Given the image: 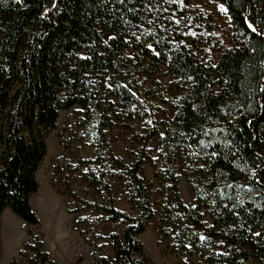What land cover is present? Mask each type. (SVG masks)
<instances>
[{
	"label": "trees",
	"instance_id": "trees-1",
	"mask_svg": "<svg viewBox=\"0 0 264 264\" xmlns=\"http://www.w3.org/2000/svg\"><path fill=\"white\" fill-rule=\"evenodd\" d=\"M215 1L227 8L233 45L218 47L219 56L212 54L206 65L183 36L165 31L177 17L196 23L202 38L213 32L207 16L190 0H0V223L9 209L29 224H40L31 197L39 190L37 172L48 152L47 136L57 128L62 110L80 105L93 115L92 72L110 71L109 94L117 97L122 113L144 119L146 107L134 92L138 77L144 64L154 69L164 64L170 86L163 90L156 83L147 92L150 100L176 111L163 125V135L150 134L159 135L162 145L153 164L162 202V243H168L170 254L186 256L182 264H193V257L209 264H264V0ZM104 31L113 34L109 44ZM82 50L85 56L77 54ZM113 108L110 102L102 124L94 127L101 170L99 175L91 170L88 177V186L104 201L82 202L77 196L78 206L69 212L92 209L114 223L122 220L123 235H109L115 264H154L139 238L154 217L141 176L145 154L130 166L106 157L103 127ZM177 150L188 153L185 178L196 196L194 206L185 205L179 194L173 169ZM108 159L123 170V179L127 174L129 202L137 216L115 207L104 170ZM62 161L54 178L59 175L71 194L68 164ZM52 185L57 187L54 181ZM81 222L78 231L85 243L102 251L101 236L81 231ZM28 235L19 257L32 254L31 264H55L38 235L30 229ZM82 262L79 258L77 264ZM10 264L25 263L13 259ZM95 264L110 262L95 258Z\"/></svg>",
	"mask_w": 264,
	"mask_h": 264
},
{
	"label": "rangeland",
	"instance_id": "rangeland-1",
	"mask_svg": "<svg viewBox=\"0 0 264 264\" xmlns=\"http://www.w3.org/2000/svg\"><path fill=\"white\" fill-rule=\"evenodd\" d=\"M176 1L183 2V0ZM190 1L197 12L207 16L214 33L209 31L202 38V35L196 29V23L190 20L178 19L177 17L172 18L165 31L174 32L176 36H183L184 41L193 48L201 61L207 65L211 60L212 54L219 56L220 52H216L218 47L223 50L233 45L231 19L228 11L221 10L220 5L227 9L223 3L215 0ZM249 23L256 28L251 21ZM112 36V33L104 31V42L109 44ZM214 41H216L215 46L211 47ZM126 50L130 55L135 54V51L129 46L126 47ZM77 54L85 56L87 53L82 50ZM144 66V72L139 75L138 85L134 89L135 94L146 107L147 115L144 119L128 118L122 113L117 97L109 94V76L111 72L108 70L92 72L89 75V83L95 97L92 116L88 115L80 105H75L60 112L57 128L47 136L48 152L37 172L39 190L31 197V203L40 220V225L29 224L9 209H6L2 214L0 223V242L3 250L0 264H10L13 259H17L19 263L31 264L30 257L32 254L28 258H22L18 255V251L22 249L21 244L27 240V231L30 228L42 240L48 241L52 257L57 263L76 264L81 257L79 254L84 256L86 264L91 263L92 254L90 248L87 245L78 243V238L73 240V243H70L68 251H65L66 254H62L55 250L57 245L53 237L56 235L58 241L72 238L71 228L66 226L64 218L66 216L65 208H68L69 212V210L78 206L74 197L78 196L82 202L84 200L100 203L104 201L88 186V177L91 170L98 175L100 174L101 165L96 160L97 154L93 130L94 127H99L102 124L104 112L110 102L113 103L114 108L108 112L110 120L103 127L106 136V157H118L130 166L142 152L145 154L141 176L150 191L154 217L147 229L139 236L144 244V252L153 260L154 264H182V261L186 259L183 254H170L168 243H162L159 226L162 202L157 193L158 183L153 166L160 157L162 145L159 135H150L155 131L163 135V125L167 120L175 116L176 111L169 104L152 101L147 97V92L154 88L156 83L163 90H167L172 82V77L168 67L164 64L159 65L157 69L147 64H144ZM213 90H218V82L215 75L213 76ZM60 159H63L62 164H68L66 181H69L67 183L71 194L66 191L67 187L61 182L59 175L54 178L55 166ZM187 161L188 153L183 150H177L173 169L178 176L181 199L185 205L194 206L196 196L185 178ZM104 170L114 198L115 207L132 216H137L138 212L129 202L130 192L127 186V174L125 173V179H123V170L113 165L109 159ZM53 181L57 187L52 185ZM71 214L75 215L78 221L81 219L82 222L79 225L81 231L86 232L90 236L91 234L101 236L100 244L103 245V249L102 251L97 250L98 253L94 251V257L99 261L103 257L109 260L107 257L109 255L108 247L112 242L109 235L114 231L123 235L126 223L122 220L114 223L109 220L108 214L93 211L92 209H86L79 214ZM206 222L211 224L212 221L207 217ZM70 242H72V239H70ZM109 262L110 264H115L114 258ZM191 262L193 264H209L198 257H193ZM254 264L262 263L257 260L254 261Z\"/></svg>",
	"mask_w": 264,
	"mask_h": 264
},
{
	"label": "crops",
	"instance_id": "crops-1",
	"mask_svg": "<svg viewBox=\"0 0 264 264\" xmlns=\"http://www.w3.org/2000/svg\"><path fill=\"white\" fill-rule=\"evenodd\" d=\"M65 214H66V216H65L64 219L66 220V226H70V228H71V235H72V238H70V239H72V242H70V239H69V238H65V239H62V240L60 239V240L58 241V237L55 235V236L53 237V240H54V242H55L56 245H57L56 248H55V250L58 251V252H60V253H62V254H64L65 251H68L70 243H73V240H75L76 238H78V243H81L82 245H87V246L90 248V251H91V254H92V261H91L90 264H95L94 251H97L98 249H96L95 247L90 246V245H88L87 243H85L84 239L81 237L79 231L77 230V227H78V218H77L75 215L69 213V212H68V208H65ZM70 223H71V224H70ZM39 225H40V224H39ZM30 230H31L34 234H36L35 231H33L31 228H30ZM50 232H52V231H50ZM27 233H28V231H27ZM36 235H37V234H36ZM140 235H141V234H140ZM38 237H39V236H38ZM39 238H40V237H39ZM30 239H31V237L28 235L27 240H25L23 243L29 242ZM40 239H41V238H40ZM41 240H42V239H41ZM42 242L44 243L45 250L48 251V253L50 254V257H51V259L54 261V263H55V264H59V263H57V261H55V260L53 259V257H52V253H51L50 247L48 246V243H47L48 241H44V240H42ZM23 243H22L21 245H23ZM108 250H109V252H108L109 255H107V257H108V259H109L108 261H110V260L113 259V258H114V260H115L114 252H113V249H112V242H111V244H109ZM97 253H98V251H97ZM65 254H66V253H65ZM79 256H81L80 258H82V260H83L82 264H86V260H85L84 256L81 255V254H79ZM76 259H77V258H76ZM77 261H78V260H77ZM76 264H77V262H76Z\"/></svg>",
	"mask_w": 264,
	"mask_h": 264
},
{
	"label": "snow or ice",
	"instance_id": "snow-or-ice-1",
	"mask_svg": "<svg viewBox=\"0 0 264 264\" xmlns=\"http://www.w3.org/2000/svg\"><path fill=\"white\" fill-rule=\"evenodd\" d=\"M220 8H221L222 11H225V12L227 11V9H225L223 5H220ZM249 27L252 29L253 32L257 31V29L251 23H249ZM193 35H194V33H193ZM113 39H114V37H113ZM148 47L151 48V45H149ZM156 54L159 55V53H156ZM261 91H264V89H261ZM149 123H151V121H149ZM206 134L207 133H205V135ZM200 143L203 144L204 142L200 141ZM213 155H216V153L214 152ZM256 235H259V233H256ZM201 239L203 240L204 237L202 236Z\"/></svg>",
	"mask_w": 264,
	"mask_h": 264
},
{
	"label": "bare ground",
	"instance_id": "bare-ground-1",
	"mask_svg": "<svg viewBox=\"0 0 264 264\" xmlns=\"http://www.w3.org/2000/svg\"><path fill=\"white\" fill-rule=\"evenodd\" d=\"M2 257H3V250H2ZM2 257H1V258H2Z\"/></svg>",
	"mask_w": 264,
	"mask_h": 264
}]
</instances>
